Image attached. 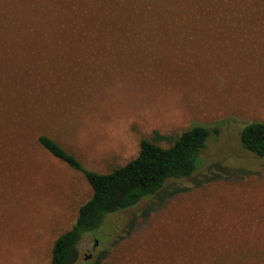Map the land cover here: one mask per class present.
<instances>
[{
    "label": "rangeland",
    "instance_id": "rangeland-1",
    "mask_svg": "<svg viewBox=\"0 0 264 264\" xmlns=\"http://www.w3.org/2000/svg\"><path fill=\"white\" fill-rule=\"evenodd\" d=\"M152 2L121 20L113 0H0V264H49L92 194L38 136L107 173L196 125V172L110 214L76 264H264V157L240 141L264 123L263 12Z\"/></svg>",
    "mask_w": 264,
    "mask_h": 264
},
{
    "label": "trees",
    "instance_id": "trees-1",
    "mask_svg": "<svg viewBox=\"0 0 264 264\" xmlns=\"http://www.w3.org/2000/svg\"><path fill=\"white\" fill-rule=\"evenodd\" d=\"M72 1L64 0L67 5L64 12L70 16L73 10L71 12L67 10ZM113 1L116 2L115 10L118 11L121 20H131L132 14L138 13L134 7L137 2L142 3L141 6L153 3L152 0ZM202 1L184 0L189 17ZM205 1L212 7L231 11L233 15H224L223 18L227 19H245L240 12L242 10L245 12L246 5L259 7L264 15V0ZM124 12L129 14L128 18L123 16ZM210 133L211 130L204 126L189 127L166 148L148 139H141L136 156L123 166L107 173L88 170L74 154L65 150L54 139L45 135L38 136L37 144L70 169L80 172L92 191L91 197L79 207L75 223L52 243L49 264H76L79 258L78 246L84 235L98 230L110 214L135 207L142 199L157 193L169 180L192 176L197 170V157L205 149ZM240 141L245 150L258 157H264V123L247 124L240 133ZM83 264L97 262L85 261Z\"/></svg>",
    "mask_w": 264,
    "mask_h": 264
},
{
    "label": "water",
    "instance_id": "water-1",
    "mask_svg": "<svg viewBox=\"0 0 264 264\" xmlns=\"http://www.w3.org/2000/svg\"><path fill=\"white\" fill-rule=\"evenodd\" d=\"M97 245V241H95V244H94V246H96ZM91 259V255H88V256H85L84 257V260L85 261H89Z\"/></svg>",
    "mask_w": 264,
    "mask_h": 264
},
{
    "label": "flooded vegetation",
    "instance_id": "flooded-vegetation-1",
    "mask_svg": "<svg viewBox=\"0 0 264 264\" xmlns=\"http://www.w3.org/2000/svg\"><path fill=\"white\" fill-rule=\"evenodd\" d=\"M95 250H96V247H94V248L92 249L93 252H95ZM91 256H92V255H91Z\"/></svg>",
    "mask_w": 264,
    "mask_h": 264
}]
</instances>
